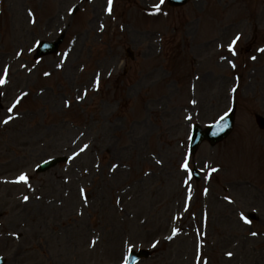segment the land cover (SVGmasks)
<instances>
[{
	"label": "rangeland",
	"instance_id": "rangeland-1",
	"mask_svg": "<svg viewBox=\"0 0 264 264\" xmlns=\"http://www.w3.org/2000/svg\"><path fill=\"white\" fill-rule=\"evenodd\" d=\"M157 2L114 0L108 14L107 0H0V70L9 66L0 120L14 117L0 123L6 264H121L129 242L154 251L139 264H195L202 235L213 264H264V0H165L159 13ZM62 35L56 54L34 59L39 41ZM232 104L231 135L191 155L192 123L205 127ZM184 155L202 173L187 211ZM53 156L68 161L35 172ZM205 163L219 171L211 177ZM21 171L28 186L12 183ZM241 212L258 219L246 224ZM172 228L180 231L169 240ZM225 251L233 255L223 260Z\"/></svg>",
	"mask_w": 264,
	"mask_h": 264
},
{
	"label": "snow or ice",
	"instance_id": "snow-or-ice-1",
	"mask_svg": "<svg viewBox=\"0 0 264 264\" xmlns=\"http://www.w3.org/2000/svg\"><path fill=\"white\" fill-rule=\"evenodd\" d=\"M164 3H165V0H158V2L155 3L152 6L155 9V12L159 13L161 11V7H162V5H164ZM112 5H113V0H107V7H106L105 10L109 14H111ZM68 11L71 14L72 13V8H69ZM29 15L31 16V13H29ZM239 40H240V35L237 34L231 40V42L227 45L228 51L230 53H232V55H236V51H235V47L234 46L237 44V42ZM29 50H31V49H29ZM257 51L264 52V48L257 49ZM16 55L17 56H20V55H22V52H17ZM64 57L65 58L67 57V53L64 54ZM251 59L255 60L256 57L255 56H252ZM62 63H63V61H61V64H57V67H61L62 66ZM229 63H231V61H229ZM21 67H26V66L25 65H21ZM232 67H235V64H232ZM29 71H31V69H29ZM44 75L45 76H48V75H50V73L49 72H44ZM8 79H9V66L6 65L2 70H0V86L5 85L8 82ZM94 86H98V80L95 82V85ZM231 91L235 92L236 89L233 88V89H231ZM2 95H3V93H0V96H2ZM27 95H28V93L21 92V94L15 98V101L11 104V106L6 109V112L9 113V114L12 113L13 110L17 108V106L20 103L21 99L23 97L27 96ZM77 99H80V97L78 96ZM64 103H65V106L68 107V106H70V103L71 102L66 99L64 101ZM191 103L195 104L196 102L193 100V101H191ZM225 116H227V112L224 115H222V116L219 117V121L217 123V128L218 129L220 128V125L224 121ZM13 119H14V117L12 115H6V117L4 119L0 120V123L7 125ZM186 119H189L190 120L191 117H186ZM213 134L215 135L216 133H213ZM81 135H83V133H81ZM88 148H89V145L88 144H84L82 147L79 148V151H74L73 154H72V156L69 157V159H74L76 156H78L80 153L84 152ZM189 161H190V157L188 155H184V156L181 157V161H180V163L178 165L179 166V169H181L187 175V177H188L187 179L183 180V183L185 185H188L189 186L188 196L186 197V200H185V211H187V204H188V202L191 201V185H190V181L193 178L192 177V170L190 168ZM157 162L160 163V161H157ZM116 167H118V166L115 165V164L112 165V168L113 169H115ZM204 167L209 168L211 172H217V171H219L218 168L212 167V166L208 165L207 163H205ZM29 179L30 178H29L28 174L26 172L21 171L17 175L16 179L14 181H12V183L24 184V185L28 186L29 185ZM80 192H81V195H84L85 190L83 188H81L80 189ZM207 192H208V189L205 188L204 189V194L207 195ZM37 199H39V197H37ZM224 199L227 200L229 203H232L233 202L227 196ZM23 200L25 202H27L29 200V197L27 195H25L23 197ZM239 216H240V219L244 223L251 224V220L248 217H246L243 212L239 213ZM174 218H178V217H174ZM205 219H206V215H205ZM171 231H172V235L166 237L169 240H171L174 236H176L179 233L180 230L177 229V228H172ZM13 235H17V234L16 233H13ZM251 235L255 236V235H257V233L256 232H252ZM157 243H158V241H155L152 246L155 247ZM196 248H197V251L199 252V249H200V244L199 243H197ZM131 250H132V243L129 242V252H131ZM226 255L229 256V257H231L233 255V253L227 252ZM131 259H132L131 256H125L123 258L124 264H129V262L131 261ZM197 259L199 260V259H201V257L198 255L197 256ZM132 264H135V262L133 261ZM205 264H206V262H205Z\"/></svg>",
	"mask_w": 264,
	"mask_h": 264
},
{
	"label": "water",
	"instance_id": "water-1",
	"mask_svg": "<svg viewBox=\"0 0 264 264\" xmlns=\"http://www.w3.org/2000/svg\"><path fill=\"white\" fill-rule=\"evenodd\" d=\"M187 0H183V1H175V0H171V2L173 4H182V3H185ZM58 45V43L56 44H53V48H55L56 46ZM40 51L38 53V55H41L43 54L44 52L50 50L51 48V45L48 44V43H43L40 47ZM261 123V125H264V122L263 120L258 119ZM233 115L230 116V117H227L226 120L223 121V123L220 125V128L218 129L217 126H214V127H210L208 128V130L206 131V133L200 131V129L198 131H196L194 133V143H195V146H194V150L196 149V147L198 146V143L205 137H208L210 138V140L213 142V143H217L218 141L222 140L223 138H225L228 134H229V131H231L232 129V126H233ZM213 133H216L215 135ZM59 160V159H54V160H51V161H48L46 162L45 164L42 165V169H45L47 167H50L52 166L53 164H55V162ZM139 253H133L132 254V258H135V257H139ZM134 260V259H133Z\"/></svg>",
	"mask_w": 264,
	"mask_h": 264
},
{
	"label": "bare ground",
	"instance_id": "bare-ground-1",
	"mask_svg": "<svg viewBox=\"0 0 264 264\" xmlns=\"http://www.w3.org/2000/svg\"><path fill=\"white\" fill-rule=\"evenodd\" d=\"M204 133H206V130L204 131Z\"/></svg>",
	"mask_w": 264,
	"mask_h": 264
}]
</instances>
